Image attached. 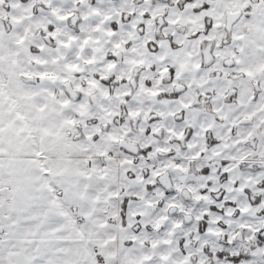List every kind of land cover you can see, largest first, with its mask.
I'll list each match as a JSON object with an SVG mask.
<instances>
[{
  "label": "snow or ice",
  "instance_id": "1",
  "mask_svg": "<svg viewBox=\"0 0 264 264\" xmlns=\"http://www.w3.org/2000/svg\"><path fill=\"white\" fill-rule=\"evenodd\" d=\"M0 264H264V0H0Z\"/></svg>",
  "mask_w": 264,
  "mask_h": 264
}]
</instances>
